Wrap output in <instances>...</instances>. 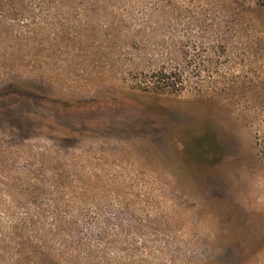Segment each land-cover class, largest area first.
Here are the masks:
<instances>
[{
	"label": "rangeland",
	"instance_id": "rangeland-1",
	"mask_svg": "<svg viewBox=\"0 0 264 264\" xmlns=\"http://www.w3.org/2000/svg\"><path fill=\"white\" fill-rule=\"evenodd\" d=\"M0 264H264L260 0H0Z\"/></svg>",
	"mask_w": 264,
	"mask_h": 264
},
{
	"label": "trees",
	"instance_id": "trees-1",
	"mask_svg": "<svg viewBox=\"0 0 264 264\" xmlns=\"http://www.w3.org/2000/svg\"><path fill=\"white\" fill-rule=\"evenodd\" d=\"M260 6L262 7L263 11H264V0H260ZM161 75H160V78L161 80H158L159 82L160 81H164V82H168V83H172L173 80L175 79L174 78V74L172 71H168V70H161ZM169 85V84H167ZM158 87V86H156Z\"/></svg>",
	"mask_w": 264,
	"mask_h": 264
}]
</instances>
